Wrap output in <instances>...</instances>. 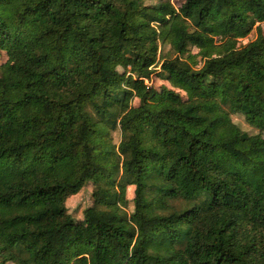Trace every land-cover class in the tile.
Here are the masks:
<instances>
[{
	"label": "trees",
	"instance_id": "16d2710c",
	"mask_svg": "<svg viewBox=\"0 0 264 264\" xmlns=\"http://www.w3.org/2000/svg\"><path fill=\"white\" fill-rule=\"evenodd\" d=\"M148 1L0 0V264H264V0Z\"/></svg>",
	"mask_w": 264,
	"mask_h": 264
},
{
	"label": "rangeland",
	"instance_id": "374dc122",
	"mask_svg": "<svg viewBox=\"0 0 264 264\" xmlns=\"http://www.w3.org/2000/svg\"><path fill=\"white\" fill-rule=\"evenodd\" d=\"M156 1L157 0H150L148 2H156ZM255 36H256V31L254 30L248 35L247 38L253 39ZM6 59H7V54L5 52H1L0 53V65L3 64L6 61ZM152 84L158 85L159 83L152 82ZM231 117H232V120L235 123H237L242 129L250 131V132L253 131V129L249 125H247L245 119L240 114H233ZM112 136H113V141L115 143L119 141L120 134L118 130L114 131L112 133ZM91 193H92V185L91 183H88L80 190V192L67 198L66 205L69 208V212L74 217L80 218V219L83 217V210L87 206H89L92 202ZM130 196H131V191L128 188L127 197L130 198ZM127 210L129 211L132 210L131 204H129V207L127 208ZM7 264H13V263H7Z\"/></svg>",
	"mask_w": 264,
	"mask_h": 264
}]
</instances>
